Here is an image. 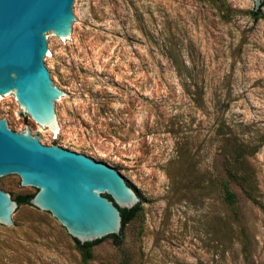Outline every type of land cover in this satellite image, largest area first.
Listing matches in <instances>:
<instances>
[{
  "label": "rangeland",
  "instance_id": "obj_1",
  "mask_svg": "<svg viewBox=\"0 0 264 264\" xmlns=\"http://www.w3.org/2000/svg\"><path fill=\"white\" fill-rule=\"evenodd\" d=\"M253 0H81L74 47L47 64L75 98L62 136L0 102L15 132L129 168L152 203L86 258L54 217L30 204L0 225V264H264V7ZM225 185L235 194L226 201ZM15 198L20 181L0 182ZM234 212H237L239 222ZM241 227L249 240L244 252Z\"/></svg>",
  "mask_w": 264,
  "mask_h": 264
},
{
  "label": "water",
  "instance_id": "obj_2",
  "mask_svg": "<svg viewBox=\"0 0 264 264\" xmlns=\"http://www.w3.org/2000/svg\"><path fill=\"white\" fill-rule=\"evenodd\" d=\"M81 0H0V102L16 100L27 121L47 134L62 136L60 106L75 98L57 87L47 64L52 45L74 48L84 22ZM258 12L264 0H253ZM129 168L92 159L56 144L44 145L34 130L15 132L0 118V182L20 181L25 194L37 192L31 206L56 218L81 244L93 247L123 235L122 210L139 212L152 203L126 177ZM0 188V225L16 230L23 207ZM138 212V213H139ZM137 213V214H138Z\"/></svg>",
  "mask_w": 264,
  "mask_h": 264
},
{
  "label": "trees",
  "instance_id": "obj_3",
  "mask_svg": "<svg viewBox=\"0 0 264 264\" xmlns=\"http://www.w3.org/2000/svg\"><path fill=\"white\" fill-rule=\"evenodd\" d=\"M264 7V3L261 7V9L258 12H253V16L254 18H258L260 16V13L262 11V8ZM225 195H226V201L228 203V205L230 207H233L235 204V194L233 192L230 191L229 187L225 185ZM34 196V195H33ZM33 196H18L15 200L18 202L19 205L22 204H30V199ZM31 205V204H30ZM140 209V204H138L135 208H133L132 210H122V216H123V225L125 223L130 222L135 216L136 214L139 212ZM236 220L239 222V217L237 212H234ZM241 235L243 238V248H244V252L247 254L249 253V240H248V234L245 228L241 227ZM112 237H114L116 239V244L120 245L123 239V235L121 233V235L116 236V235H112ZM75 242L77 243L78 247L80 248V250L82 251L83 255L88 259L92 256V248L95 244H97L98 242H100L101 240H98L96 242L93 243H86V244H81L79 241H77L76 239H74Z\"/></svg>",
  "mask_w": 264,
  "mask_h": 264
}]
</instances>
